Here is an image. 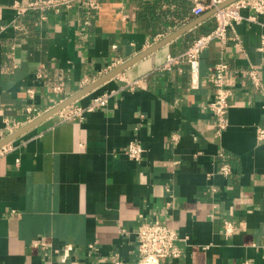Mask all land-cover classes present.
Returning <instances> with one entry per match:
<instances>
[{
    "label": "crops",
    "instance_id": "obj_1",
    "mask_svg": "<svg viewBox=\"0 0 264 264\" xmlns=\"http://www.w3.org/2000/svg\"><path fill=\"white\" fill-rule=\"evenodd\" d=\"M32 1L0 0V143L10 139L0 148V264H138V229L156 222L186 239L163 264H264V99L239 78L221 136L209 109L221 61L254 65L264 81V19L242 10L229 36L244 52L210 44L193 89L188 63L168 67L169 57L216 28L213 16L195 25L211 11L195 17L191 4L188 20L156 33L137 18L153 0L20 15ZM103 95L105 107L67 120ZM133 142L139 162L126 155Z\"/></svg>",
    "mask_w": 264,
    "mask_h": 264
},
{
    "label": "built area",
    "instance_id": "obj_2",
    "mask_svg": "<svg viewBox=\"0 0 264 264\" xmlns=\"http://www.w3.org/2000/svg\"><path fill=\"white\" fill-rule=\"evenodd\" d=\"M102 0H36L22 5L18 8L19 14L24 15L27 12L35 11L42 13V19H45L43 13L59 8H72L75 4L83 7L84 11L94 13L101 8ZM192 4V14L200 17L207 12L216 10L213 17L216 21V28L205 35L194 40L185 53L179 56L169 57V64H179L187 62L192 75V87L197 89L199 86L200 60L201 55L210 44L219 42L223 45L233 41L235 47L240 52H244L241 40L236 35L230 37L229 32L234 31L236 24L245 20L242 16V10H250L254 16L247 21H255L256 17L264 19V0H236L224 7V4L232 0H185ZM264 26V21H263ZM264 42V39H263ZM245 77L249 80L252 88L262 95L264 99V81L259 69L250 65L246 70H234L226 61H221L215 66L214 72L210 77V83L213 88V100L209 109L214 116V129L217 136H221L229 127L228 114L232 108L231 99L233 97V88L239 78ZM108 95L96 98L87 108H73L66 115L67 120L83 118L86 112H92L96 108L105 107L108 103ZM33 109H30L31 113ZM34 111V110H33ZM257 138L264 142V127L257 130ZM145 150L141 144L133 142L129 145L126 155L133 161L139 162L143 159ZM222 173H230L227 167L221 169ZM179 234L166 227L160 222L154 224H143L137 232V252L139 255L138 264H163L165 261L177 260L181 257L182 251L177 246L180 241H185ZM120 264V263H116ZM243 264H250L244 262Z\"/></svg>",
    "mask_w": 264,
    "mask_h": 264
},
{
    "label": "trees",
    "instance_id": "obj_3",
    "mask_svg": "<svg viewBox=\"0 0 264 264\" xmlns=\"http://www.w3.org/2000/svg\"><path fill=\"white\" fill-rule=\"evenodd\" d=\"M167 6L162 9V6ZM191 3L185 0H153L139 10L138 21L153 32H166L176 23H182L190 18Z\"/></svg>",
    "mask_w": 264,
    "mask_h": 264
},
{
    "label": "water",
    "instance_id": "obj_4",
    "mask_svg": "<svg viewBox=\"0 0 264 264\" xmlns=\"http://www.w3.org/2000/svg\"><path fill=\"white\" fill-rule=\"evenodd\" d=\"M236 0H232L226 4H224L221 7H224L226 5H229L230 3H233ZM216 12V10L211 11L210 13H208L205 17L200 18L195 25H199L201 23H203L204 21H206L207 19L211 18L214 13ZM192 27H184L182 29H180L179 31H177L176 33L172 34L171 36L167 37L164 41L160 42L159 44L153 46L151 49H149L148 51L142 53L141 55H139L138 57L132 59L131 61H129L126 65H124L123 67H121L120 69H118L117 71L113 72L112 74H110L109 76H107L106 78L100 80L98 83H96L95 86L100 85L101 83L109 80L110 78L118 75L119 73L123 72L124 70H126L127 68H129L130 66H132L133 64H135L136 62H138L139 60L143 59L144 57L150 55L151 53L161 49L162 47H164L165 45L171 43L172 41H174L175 39L179 38L180 36L184 35L185 33H187ZM84 93H80L78 95H76L75 97H73L72 99H70L69 101H67L66 103H64V105L60 108L63 109L65 107H68L71 103H73L76 99H78L80 96H82ZM10 141V139L3 141L2 143H0V148H2L4 145H6L8 142Z\"/></svg>",
    "mask_w": 264,
    "mask_h": 264
}]
</instances>
